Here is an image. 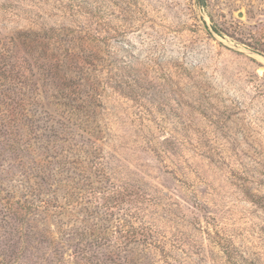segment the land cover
Instances as JSON below:
<instances>
[{"label": "rangeland", "instance_id": "rangeland-1", "mask_svg": "<svg viewBox=\"0 0 264 264\" xmlns=\"http://www.w3.org/2000/svg\"><path fill=\"white\" fill-rule=\"evenodd\" d=\"M0 264H264V0H0Z\"/></svg>", "mask_w": 264, "mask_h": 264}]
</instances>
